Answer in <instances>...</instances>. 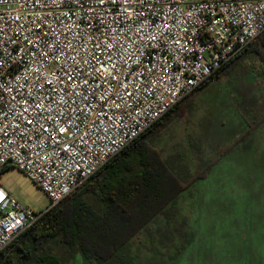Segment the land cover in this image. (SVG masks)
<instances>
[{"label":"built area","instance_id":"1","mask_svg":"<svg viewBox=\"0 0 264 264\" xmlns=\"http://www.w3.org/2000/svg\"><path fill=\"white\" fill-rule=\"evenodd\" d=\"M264 31V0H0V253Z\"/></svg>","mask_w":264,"mask_h":264},{"label":"rangeland","instance_id":"2","mask_svg":"<svg viewBox=\"0 0 264 264\" xmlns=\"http://www.w3.org/2000/svg\"><path fill=\"white\" fill-rule=\"evenodd\" d=\"M262 115L264 86L250 70L235 68L198 91L188 120L175 118L168 125L165 138L174 146L165 148L180 146L192 174L232 150L221 155L207 178L182 192L178 217L185 223L176 218L179 226L163 224V235L153 234L125 255L124 248L118 257L127 264H264V124L246 134V121ZM0 184L22 207L40 213L49 205L16 167L1 173Z\"/></svg>","mask_w":264,"mask_h":264},{"label":"trees","instance_id":"3","mask_svg":"<svg viewBox=\"0 0 264 264\" xmlns=\"http://www.w3.org/2000/svg\"><path fill=\"white\" fill-rule=\"evenodd\" d=\"M235 68L252 71L255 81L264 86V31L110 159L91 178L92 184L87 186L92 188L91 195L87 194L86 198L82 193L77 195L76 190L45 212L0 253V264H77V257L84 264H127L128 260L118 254L124 248L123 255L130 248L136 250L141 241L150 238L148 233L159 220L169 225L175 218V210L171 209L179 202L182 192L207 178L221 155L232 150L228 147L192 174L188 162L181 165L182 169H174L164 158V149L154 147L148 139L166 130L175 118L187 121L190 101L196 93ZM256 119L253 123L246 121L247 135L264 124V115ZM238 140L239 137L236 143ZM163 224L155 227L162 235Z\"/></svg>","mask_w":264,"mask_h":264},{"label":"crops","instance_id":"4","mask_svg":"<svg viewBox=\"0 0 264 264\" xmlns=\"http://www.w3.org/2000/svg\"><path fill=\"white\" fill-rule=\"evenodd\" d=\"M178 121V120H177ZM176 121V122H177ZM173 123H171L172 125ZM169 129V127H167V129L164 131V133H161V134H155L154 136H152L151 138L148 139V142L153 145L154 147H157V148H162L164 149V158L167 159L168 161H170V164L171 166L176 169V170H179V169H182L181 168V165L184 164L186 162L185 160V157L183 158V152L181 151V147L178 146L176 148H171V149H166L165 147H168V146H174V145H171L170 143L167 142L166 140V136L167 134L169 135L168 132H166L167 130ZM182 153V155H181ZM180 155V156H179ZM92 184V179H90L88 182H86L84 185H82L81 187H79L77 189V195L78 194H83L84 197H88V195H91L92 193V188L91 186L87 187L89 184ZM87 189L89 190V192H86ZM85 193V194H84ZM88 194V195H87ZM181 197V196H180ZM90 198V197H89ZM88 198V199H89ZM175 210L174 213H175V218L172 220V222L175 223V225H178L179 224L176 222V218H178V221L181 223L184 221L185 223V219L183 220L181 217H178L179 213L177 212V210L179 211V203L177 202V204L174 205V207L171 209V210ZM170 212V211H169ZM165 220V219H164ZM163 224V221L162 220H159L156 225L154 226L153 230H150V232L148 233L149 236H152L153 234L157 233V229H155L156 226H159ZM165 225H168L167 222L164 224ZM170 226V224L168 225ZM187 227V234L188 235H191L192 236V233H191V229L188 227V225H186ZM170 230V229H168ZM189 231V232H188ZM77 264H84L83 263V260L81 257H77Z\"/></svg>","mask_w":264,"mask_h":264}]
</instances>
